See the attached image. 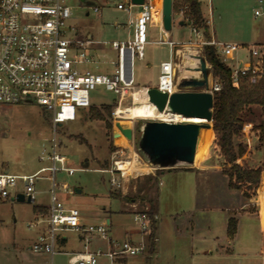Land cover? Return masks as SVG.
I'll return each mask as SVG.
<instances>
[{
	"label": "rangeland",
	"instance_id": "rangeland-1",
	"mask_svg": "<svg viewBox=\"0 0 264 264\" xmlns=\"http://www.w3.org/2000/svg\"><path fill=\"white\" fill-rule=\"evenodd\" d=\"M96 1L101 4L98 11L82 5L80 0H71V5L79 7H75L74 17L69 22L80 37L90 34L93 40L100 42L89 46L93 62L80 68L110 74L116 67L112 62L118 59L111 42L132 36L134 27L128 25L127 11L118 10L113 5H103V0ZM201 4L210 33L216 34L217 41L222 43H239L234 41L238 40L237 35L241 33L245 37L253 26L264 19V0H201ZM137 10L135 7L132 12L136 13ZM179 19L184 20V14L173 13L174 28L169 36H165L161 31L160 12L156 11L149 25V39L152 42L145 47V58L134 59L133 87L123 97L103 86L97 87L90 93L91 106L78 108V116L74 121L55 127L51 113L34 102L0 106V172L35 174L39 177L34 184L35 200L28 202L10 198L0 203V264H51L50 256L32 251L36 230L29 229L27 224L35 221V205H51L53 189L65 208H78L81 211L85 225H95L110 218L109 237L120 241L140 239V232H137L139 237H127L131 229L138 230L133 213L147 211L149 204L146 199L156 196L158 188H161L158 193V218L161 225L158 253L150 252L148 237L146 251L123 264H264V222H257L259 224L255 226L251 220L242 218L240 234L235 242L229 244L222 238L224 215L227 214L223 209L237 205L239 197L244 201L246 199L240 191L229 188L227 177L222 172L209 169L211 164L221 166L216 158L214 137L207 149L211 129L200 130L198 158L206 150L208 152V161L201 169L177 167L165 168L160 172L144 160L136 147L141 135L139 128L147 119L122 118L116 114L120 106L143 104L135 101L136 88L153 86H140L139 83L149 79L158 82L160 64L170 58L171 47L159 41L173 40L178 43L176 47L181 51L176 59L177 77H184L186 70L202 67L201 61H194L191 54L197 55L196 50L202 48L201 41L205 40L203 30H200V36L192 27H183L179 32ZM243 48L238 52V59L245 61L249 54ZM201 53L205 56L204 48ZM227 62L231 66L236 63ZM196 71L199 76L202 75ZM209 72L212 74L211 69ZM106 105L112 107L109 115L104 112ZM94 108L104 112L106 118H91L90 110ZM244 119L246 129L236 137V142H243L247 146V160L251 165L261 164L264 161V140L260 139L259 132L250 130V127L264 123V114L260 108H254L244 115ZM117 122L133 129L134 140L123 135L116 126ZM54 147L57 153L66 156L67 165L78 168L76 172L50 171L52 162L48 156L53 154ZM129 160H136V168L124 175L116 173L120 186L112 185V174L105 170L115 168L116 161ZM57 164L60 166V163ZM159 174L165 183L161 187L157 178ZM52 175L55 177L54 188ZM25 188V182L19 180L12 193ZM78 189L81 191L78 192ZM259 200L263 201L262 198ZM195 202L199 207H209V211L206 214L197 213L192 208ZM132 203L135 206L129 205ZM192 215L198 217L199 230L197 227L192 228ZM207 223L212 226L210 232L207 231ZM62 235L67 237L66 246L63 247L60 244ZM106 243V240L94 238L90 248L99 247L106 251ZM228 247L232 248L233 253H227ZM72 248H80V240L75 232L57 234L53 264H70L67 251ZM99 264H109L108 257L102 255Z\"/></svg>",
	"mask_w": 264,
	"mask_h": 264
},
{
	"label": "built area",
	"instance_id": "built-area-1",
	"mask_svg": "<svg viewBox=\"0 0 264 264\" xmlns=\"http://www.w3.org/2000/svg\"><path fill=\"white\" fill-rule=\"evenodd\" d=\"M70 1L0 0V106L34 102L51 113L55 127L76 120L78 108H89L90 93L97 87L103 86L121 97L133 87L134 59H144L145 47L152 42L149 39V25L156 11L160 12L161 31L168 36L162 23L163 0H144L142 4H134L132 0H103V5H113L118 10L128 12V25L134 27L133 35L125 40L111 42L112 48L118 53L117 61L112 62L116 66L113 73L81 69V65L93 62L89 46L100 42L93 40L90 34L79 36L74 25L69 22L74 17L75 7L79 6L71 5ZM96 3L86 7L98 11L101 4ZM135 7L138 10L133 13L132 9ZM180 14L183 15V11ZM192 28L200 36V30L194 26ZM159 43H168L171 48L176 46L172 40ZM201 45L202 48L196 50L194 61L199 63L201 56L205 58L201 53L205 45L215 46L231 69L233 86L236 88L240 87L242 78L248 73H252V83L264 75V51L260 45L243 46L249 54L245 61L238 59V52L242 48L239 43H222L211 39L201 41ZM177 55L176 51L169 60L160 64L156 87L169 95L178 90ZM227 60L236 63L231 66ZM206 64L210 70V64L207 61ZM220 89L221 83L217 78L210 82L213 93ZM48 159L52 162L49 169L53 173L63 170L72 174L78 170L67 165L66 156L57 153L55 147ZM117 162L115 168L105 171L112 174L111 184L118 187L120 183L115 174L124 175V172L118 170ZM38 178L35 174L21 176L0 172V203L12 198V190L18 186L19 180L25 182L26 198L35 200L34 184ZM52 179L54 188L56 185L53 175ZM133 215L141 234L140 239L114 240L109 237L107 221L85 225L81 220V211L78 208H65L53 189L48 212L42 218L27 224L29 229L35 228L39 223L46 224L45 230L34 241L32 251L50 256L53 264L57 234L61 230H73L82 235L85 245L83 251L70 253V264H99L102 255L108 257L109 264H123L126 259L146 251L148 237L152 232V218L146 211H135ZM155 219L157 220V216ZM94 238L106 240L108 249L104 251L98 247L91 250Z\"/></svg>",
	"mask_w": 264,
	"mask_h": 264
},
{
	"label": "trees",
	"instance_id": "trees-1",
	"mask_svg": "<svg viewBox=\"0 0 264 264\" xmlns=\"http://www.w3.org/2000/svg\"><path fill=\"white\" fill-rule=\"evenodd\" d=\"M200 0H173V12L184 13V22H190L192 26L203 30L205 40H211L208 21L202 12ZM206 61L211 66L214 78L221 83V89L214 92L213 125L212 133L215 134L214 144L216 154L221 159V172L227 177L228 186L238 190L246 200L258 195L263 199L264 195V161L261 164L251 165L247 160L248 148L243 142H236L244 130V115L249 110L260 108L264 114V75L255 83L250 81L252 73L242 78L239 88L233 86L232 71L224 62L213 45L204 46ZM111 105L104 107L106 114H111ZM91 118L104 120L106 115L99 109H91ZM250 130L259 132L260 139L264 140V123L255 124ZM214 131V132H213ZM161 172L163 169H157ZM149 209L146 211L152 218V232L149 236L150 252L156 251V230L158 215V191L156 196L147 197ZM40 206H35L37 211ZM46 210V208H45ZM238 229V219L231 217L228 222L227 236L233 239Z\"/></svg>",
	"mask_w": 264,
	"mask_h": 264
},
{
	"label": "water",
	"instance_id": "water-1",
	"mask_svg": "<svg viewBox=\"0 0 264 264\" xmlns=\"http://www.w3.org/2000/svg\"><path fill=\"white\" fill-rule=\"evenodd\" d=\"M81 1L85 6L97 4L94 0ZM132 1L134 4L144 2V0ZM162 23L167 32L172 30L173 0H163ZM200 60L202 67L196 70L201 72V78L182 80L178 85V90L171 95L160 91L157 87L146 89L148 101L154 105L157 111L177 113L186 118L205 119L208 122L143 121L139 128L141 135L137 140L136 147L144 160L155 169L193 167L200 130L212 127L214 93L210 90L206 59L201 56ZM116 126L129 140H134L132 128L123 127L119 122L116 123ZM15 199L32 202L31 197L26 198L25 193H19Z\"/></svg>",
	"mask_w": 264,
	"mask_h": 264
},
{
	"label": "crops",
	"instance_id": "crops-1",
	"mask_svg": "<svg viewBox=\"0 0 264 264\" xmlns=\"http://www.w3.org/2000/svg\"><path fill=\"white\" fill-rule=\"evenodd\" d=\"M259 1L262 2V0H259ZM202 12H203L205 18H207L203 9H202ZM177 22H178V24H179V26L181 28L179 30V32L183 29V27H192L189 23L184 22L183 19H179V20H177ZM173 28H174V25H173ZM169 35H170V32L168 33V36ZM211 39L217 41L216 34L213 35V33H212L211 34ZM237 39L238 40H234V41L235 42L239 41V43H242L241 45L244 46V47H247L248 45L256 44V45H260L262 47V50L264 51V19L261 20L260 23H258L256 26H253L251 31H249V33L245 37H244V34H241V33L239 35H237ZM175 43H176V45L178 44L177 42H175ZM176 51L178 53V55H177V57H178L181 50L178 49L176 46H174L173 48L170 47V57L173 54H175ZM169 59H167V60H169ZM142 60H144V59H142ZM167 60H164V61H167ZM146 65H145V67H146ZM209 77H210V82H212L214 80V76L210 72H209ZM189 78H193V77H188V75H184V77H179L178 76L176 79H177V83L179 85L182 80L189 79ZM200 78H201V76H200ZM200 78H196V79H200ZM138 85L156 87L157 83L153 82L152 80L149 79V80H146L143 83H139ZM142 88L145 89L144 87H142ZM212 130L213 129L211 128V132H210V134L208 136V145H207V149L208 150H209V147L211 145L213 137H215V134L212 133ZM207 153L208 152L206 150L205 154L201 158H198V153H197L196 164L193 166L194 169L198 170V169H201L204 166L203 164L208 161V157H206ZM216 158L221 163V159L217 155H216ZM209 169L213 170L214 172H219V173L221 172L219 164H211L209 166ZM6 172H8V171H6ZM23 175H25V174H23ZM23 175H21V176H23ZM48 177L50 178V176H48ZM157 178H158V183H159L160 187L162 185H165L163 180H161V178H160V174L157 176ZM159 178H160V181H159ZM160 189L161 188H158V193H159ZM24 192H25L24 189L23 190H19V189L15 190V192L12 193V199H15L19 193H24ZM15 195H16V197H15ZM145 198L146 197H144L143 199H145ZM238 200H239V203L237 205L235 204L233 206H230L228 208L223 209L224 211L225 210L227 211V214L224 215V220H223L224 234L222 235V238L224 240H227L229 242V244H232L233 242H235V240L239 236L240 230H241V219L242 218H247V219L251 220L252 224H254L255 226L257 224H259L257 222H264V195H263V201L259 200L258 195L256 197L250 199V200L244 201L240 197L238 198ZM129 205L135 206L134 203L129 204ZM251 205L253 207H251ZM35 206H40V208L37 211H35L34 210ZM35 206L33 207V212H34V217H35V221H36L37 219L42 218V215H44V214H46L48 212V209H49L50 205L47 206L46 204L41 203V204H37ZM193 207H194V209H193L194 211H197V213L201 212V214H206L209 211V209H210L207 206L199 207L198 205H196V202H195V206H192V208ZM45 208H46V210H45ZM214 209L215 208H211V210H214ZM158 216L159 215H157L156 251H155L156 253L155 254L158 253L157 252V247L159 246V244L161 242V225H160ZM195 217H196L195 215H192V217H191L192 224L191 225H192L193 229H195V227H197V229H198L200 227V225L198 224V220H197L198 217H196V218ZM231 217H235V218L238 219V229H237L236 235L234 236L233 239H229L228 236H227L228 222H229V219ZM81 220H82V222L84 224H86V222L84 220V217H82V215H81ZM106 221L109 223V225L112 224V220L110 218H107ZM45 227H46L45 223H39L35 227L36 239L45 230ZM206 227H207V231L210 232L212 226L209 223H207ZM138 230L137 229H131L128 232L127 237H135L136 235H138L137 234V232H139ZM67 231L75 232L76 235H77V239L80 240V248L79 249H76V248L69 249L67 251V253L70 255V253H73V252L83 251L85 242H84V239H83L82 235L79 232H76V231H73V230H61L60 232H67ZM139 235H138V237H139ZM140 237H141V235H140ZM129 239H131V238H129ZM66 243H67V237L65 235H62L61 238H60L61 246L62 247L66 246ZM108 246H109L108 243H106L105 244V249H108ZM227 253H233V250H232L231 247L227 248ZM127 260L128 259L123 261V263H125Z\"/></svg>",
	"mask_w": 264,
	"mask_h": 264
},
{
	"label": "bare ground",
	"instance_id": "bare-ground-1",
	"mask_svg": "<svg viewBox=\"0 0 264 264\" xmlns=\"http://www.w3.org/2000/svg\"><path fill=\"white\" fill-rule=\"evenodd\" d=\"M193 59H195V55L191 54ZM186 75L188 77H193V78H200V76L197 74L198 72L196 70H186ZM134 97L136 102H141L143 103L142 105H133V106H120L117 109L116 114L119 117L122 118H130V119H147V120H164V121H197V122H204L208 123L207 120L205 119H195V118H186L183 117L180 114L177 113H171V112H159L156 110L154 105L152 103L146 102L147 92L146 89H143L142 87L136 88L134 92ZM207 128H212V127H207ZM200 135V134H199ZM198 143H199V138H198ZM198 143H197V148H196V157H195V164H196V159H197V153H198ZM136 160H129V161H119L117 162L118 170L123 171L124 173H128L132 171L133 169L136 168L135 164ZM139 164V162H138Z\"/></svg>",
	"mask_w": 264,
	"mask_h": 264
}]
</instances>
